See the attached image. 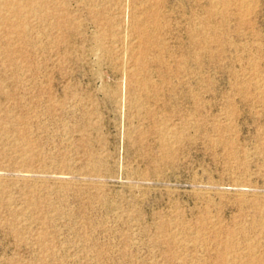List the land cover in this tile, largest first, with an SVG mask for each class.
I'll return each instance as SVG.
<instances>
[{
    "label": "rangeland",
    "instance_id": "rangeland-1",
    "mask_svg": "<svg viewBox=\"0 0 264 264\" xmlns=\"http://www.w3.org/2000/svg\"><path fill=\"white\" fill-rule=\"evenodd\" d=\"M0 264H264V0H0Z\"/></svg>",
    "mask_w": 264,
    "mask_h": 264
},
{
    "label": "bare ground",
    "instance_id": "bare-ground-1",
    "mask_svg": "<svg viewBox=\"0 0 264 264\" xmlns=\"http://www.w3.org/2000/svg\"><path fill=\"white\" fill-rule=\"evenodd\" d=\"M22 2V1H21ZM28 10V9H27Z\"/></svg>",
    "mask_w": 264,
    "mask_h": 264
}]
</instances>
